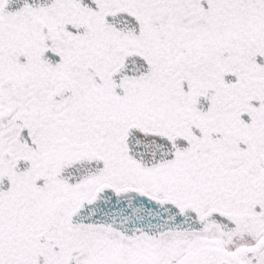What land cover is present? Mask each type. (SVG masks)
Instances as JSON below:
<instances>
[{
  "label": "snow or ice",
  "instance_id": "1",
  "mask_svg": "<svg viewBox=\"0 0 264 264\" xmlns=\"http://www.w3.org/2000/svg\"><path fill=\"white\" fill-rule=\"evenodd\" d=\"M0 264H264V0H0Z\"/></svg>",
  "mask_w": 264,
  "mask_h": 264
}]
</instances>
